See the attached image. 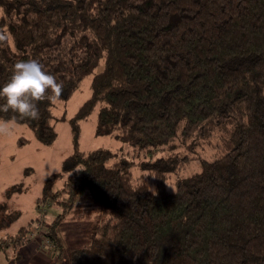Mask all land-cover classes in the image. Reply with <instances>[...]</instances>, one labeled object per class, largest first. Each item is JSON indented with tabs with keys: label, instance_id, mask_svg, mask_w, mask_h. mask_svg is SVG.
<instances>
[{
	"label": "trees",
	"instance_id": "obj_1",
	"mask_svg": "<svg viewBox=\"0 0 264 264\" xmlns=\"http://www.w3.org/2000/svg\"><path fill=\"white\" fill-rule=\"evenodd\" d=\"M33 58L62 83L59 97L38 101L35 120L11 110L0 120L15 119L44 146L57 137L54 102L91 76L89 98L69 119L73 152L36 200L59 208L44 236L50 258L264 264V0H0V85L16 61ZM95 110L96 136L129 145L134 157L168 154L135 162L80 151V124ZM216 132L222 153L168 190L193 161L173 153L174 142ZM84 220L86 245L65 248L59 227ZM25 229L7 246L16 250Z\"/></svg>",
	"mask_w": 264,
	"mask_h": 264
},
{
	"label": "rangeland",
	"instance_id": "obj_2",
	"mask_svg": "<svg viewBox=\"0 0 264 264\" xmlns=\"http://www.w3.org/2000/svg\"><path fill=\"white\" fill-rule=\"evenodd\" d=\"M90 83L91 76L82 81L68 101L54 102L52 124L57 137L50 146L41 145L32 131L23 125L15 123L9 129H0V235L4 238H0V264H68L67 260L60 262L58 258H50L52 251L44 237L51 222L59 214V208L54 205H40L38 208L36 200L41 195L47 177L60 173L64 159L73 152L69 119L89 98ZM96 118L97 110L80 124V151L109 150L135 162L153 161L168 154L164 151L134 157L129 145L111 136L95 135ZM223 138V133L216 132L206 142L193 140L181 145L175 141L173 153L187 155L193 161L170 176L168 190L173 189L176 180L200 171L201 161L208 162L217 158L222 153ZM140 174L135 170V177ZM63 183L64 180L55 183L53 190H60ZM15 185L19 186V191L10 193L9 190ZM14 212L18 213L17 217L12 216ZM90 222L66 221L61 225L58 233L64 247L80 248L86 245ZM22 227L26 228L23 243L16 250L7 246L9 237L14 236Z\"/></svg>",
	"mask_w": 264,
	"mask_h": 264
},
{
	"label": "clouds",
	"instance_id": "obj_3",
	"mask_svg": "<svg viewBox=\"0 0 264 264\" xmlns=\"http://www.w3.org/2000/svg\"><path fill=\"white\" fill-rule=\"evenodd\" d=\"M62 83L38 59H21L14 63L10 78L0 85V111L11 110L21 119L39 117L38 101H54L59 97ZM13 120H0V129H9Z\"/></svg>",
	"mask_w": 264,
	"mask_h": 264
},
{
	"label": "crops",
	"instance_id": "obj_4",
	"mask_svg": "<svg viewBox=\"0 0 264 264\" xmlns=\"http://www.w3.org/2000/svg\"><path fill=\"white\" fill-rule=\"evenodd\" d=\"M2 232V231H1ZM0 238H2V235H0ZM2 239H4V238H2Z\"/></svg>",
	"mask_w": 264,
	"mask_h": 264
}]
</instances>
